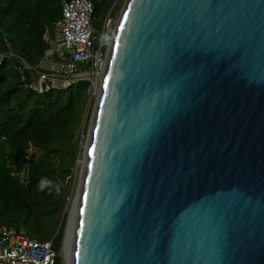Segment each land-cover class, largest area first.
<instances>
[{"label": "water", "instance_id": "1", "mask_svg": "<svg viewBox=\"0 0 264 264\" xmlns=\"http://www.w3.org/2000/svg\"><path fill=\"white\" fill-rule=\"evenodd\" d=\"M105 53L64 264H264V0H125Z\"/></svg>", "mask_w": 264, "mask_h": 264}, {"label": "trees", "instance_id": "2", "mask_svg": "<svg viewBox=\"0 0 264 264\" xmlns=\"http://www.w3.org/2000/svg\"><path fill=\"white\" fill-rule=\"evenodd\" d=\"M92 1V39L98 45L107 14L122 0ZM61 7L62 0H0V53H5L0 60V224L52 239L55 264L91 80L79 77L38 92L28 84L30 68L24 62H39L47 46L44 27L60 15ZM105 47L102 38L103 54ZM42 178L59 184V194L55 187L40 191Z\"/></svg>", "mask_w": 264, "mask_h": 264}, {"label": "built area", "instance_id": "3", "mask_svg": "<svg viewBox=\"0 0 264 264\" xmlns=\"http://www.w3.org/2000/svg\"><path fill=\"white\" fill-rule=\"evenodd\" d=\"M92 11V0H62L60 15L44 27L42 38L47 46L39 62H24L30 68L28 84L32 89L42 92L66 86L79 77L91 80L93 74L96 77L103 70V35L95 45ZM4 54L0 53V60ZM56 255L52 239H41L14 225L0 224V264H55Z\"/></svg>", "mask_w": 264, "mask_h": 264}, {"label": "rangeland", "instance_id": "4", "mask_svg": "<svg viewBox=\"0 0 264 264\" xmlns=\"http://www.w3.org/2000/svg\"><path fill=\"white\" fill-rule=\"evenodd\" d=\"M124 2H125V0H122L118 9L113 14H111V15L107 14V16H106L105 33L103 34V37L107 36L108 39L104 40L106 42L104 57L106 54L105 52L109 48V44H110L112 36H113V29L117 23V19H118V16L120 14V11H121V8H122ZM93 26H94V23H93ZM99 90H100V72L97 73L96 77H94V74H93V78L91 79L89 107L85 112L84 122L81 126L80 133H79V152H78V157L76 159V165L74 168L72 185H71L68 200L66 203L67 212H66V220L64 223V231H65L67 221H68V224H67L66 233L63 232L62 245H61V248L59 249V252H58L59 257H60L59 264L65 263L66 240L64 239V234L66 236V234L68 233V225H69V220H70V215H71L70 213H72L73 206L75 205L74 200H76L75 196L77 194L78 181H79L80 176H81V166L84 163L83 155H84L85 146H86V136H87L88 125L90 123V119H91V116L93 113L95 101L97 99ZM73 202H74V204H73ZM72 204H73V206H72V209L70 210ZM63 242H64V244H63Z\"/></svg>", "mask_w": 264, "mask_h": 264}, {"label": "clouds", "instance_id": "5", "mask_svg": "<svg viewBox=\"0 0 264 264\" xmlns=\"http://www.w3.org/2000/svg\"><path fill=\"white\" fill-rule=\"evenodd\" d=\"M103 39L107 40L108 37L104 36ZM51 187H55L57 194H59V192H60V185L59 184L53 185V182L48 180L47 178L40 179L39 184H38V188L40 191H43L45 188H51Z\"/></svg>", "mask_w": 264, "mask_h": 264}, {"label": "bare ground", "instance_id": "6", "mask_svg": "<svg viewBox=\"0 0 264 264\" xmlns=\"http://www.w3.org/2000/svg\"><path fill=\"white\" fill-rule=\"evenodd\" d=\"M100 73L102 74V71H100ZM73 210H74V206H73ZM73 210H72V213H70L71 215H70V220H69V225H68V233L65 236L66 244H67V240H68V236H69V231H70V227H71ZM66 244H65V246H66Z\"/></svg>", "mask_w": 264, "mask_h": 264}]
</instances>
